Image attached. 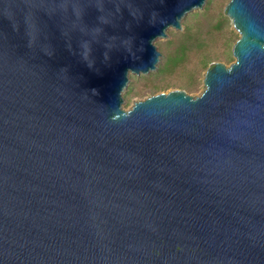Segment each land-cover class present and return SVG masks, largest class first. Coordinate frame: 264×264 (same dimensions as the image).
Wrapping results in <instances>:
<instances>
[{
	"label": "water",
	"instance_id": "obj_1",
	"mask_svg": "<svg viewBox=\"0 0 264 264\" xmlns=\"http://www.w3.org/2000/svg\"><path fill=\"white\" fill-rule=\"evenodd\" d=\"M207 0H0V264H264V0L205 89L124 108Z\"/></svg>",
	"mask_w": 264,
	"mask_h": 264
},
{
	"label": "rangeland",
	"instance_id": "obj_2",
	"mask_svg": "<svg viewBox=\"0 0 264 264\" xmlns=\"http://www.w3.org/2000/svg\"><path fill=\"white\" fill-rule=\"evenodd\" d=\"M229 2L230 0H207L203 9L192 11L181 21V29L169 28L165 38H158L155 41V45L162 54L160 62L157 65V69L147 75L141 74L137 76L130 74L128 88L123 93L125 100L124 108L126 110L131 109L137 101L144 100L151 95L167 93L172 90H184L192 97L200 96L205 89L203 80L209 66L216 62L229 66L235 61L232 50L239 39V34L234 29L231 19L224 13ZM202 13H206L207 16H204L205 18L202 17L201 22L198 24L202 23L200 27H203L204 31H210L207 37L208 47L202 49L205 52L202 53L201 50L194 49L188 53L187 62L177 66L170 75L159 79L155 78L153 81L151 80L152 82L141 81L142 76L149 78L153 74L158 73L165 53L161 48L166 45L167 41L171 40L174 35H179V33L184 31L185 25L190 23L188 18L192 14ZM195 19L197 20V17ZM221 20L223 23L222 29L217 31L215 30V25H218ZM203 57H206V59ZM204 60L208 61L207 65H205ZM132 86L134 87L132 94L127 96V91Z\"/></svg>",
	"mask_w": 264,
	"mask_h": 264
},
{
	"label": "trees",
	"instance_id": "obj_3",
	"mask_svg": "<svg viewBox=\"0 0 264 264\" xmlns=\"http://www.w3.org/2000/svg\"><path fill=\"white\" fill-rule=\"evenodd\" d=\"M195 16L197 17V20L195 19ZM204 16L206 17L207 14H192L188 18L190 23L185 25L184 31L179 33V35H174L173 38L167 41L166 45L161 48L165 53L164 60L161 67H159L158 73L153 74L149 78L142 76L141 81L152 82L155 78L159 79L170 75L177 66L187 62L188 53L194 49L201 50L202 53L205 52L202 49L208 47L207 37L210 34V31H204L203 27H200L202 26V23H200L201 25L198 24ZM222 26L223 23L221 20L218 25H215V30L218 31L219 29H222ZM203 58L206 59V57ZM204 63L207 65L208 61L204 60ZM133 89V86L129 88L127 96L132 94Z\"/></svg>",
	"mask_w": 264,
	"mask_h": 264
}]
</instances>
